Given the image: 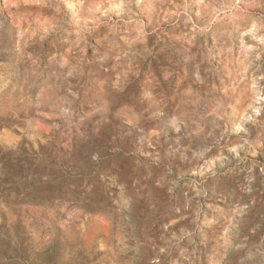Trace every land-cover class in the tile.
<instances>
[{
    "label": "rangeland",
    "instance_id": "1",
    "mask_svg": "<svg viewBox=\"0 0 264 264\" xmlns=\"http://www.w3.org/2000/svg\"><path fill=\"white\" fill-rule=\"evenodd\" d=\"M0 264H264V0H0Z\"/></svg>",
    "mask_w": 264,
    "mask_h": 264
}]
</instances>
